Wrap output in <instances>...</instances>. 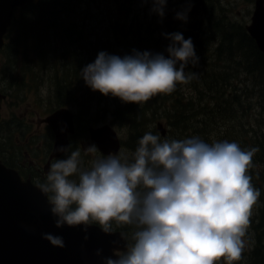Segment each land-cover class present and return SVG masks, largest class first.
<instances>
[{"label": "clouds", "instance_id": "1", "mask_svg": "<svg viewBox=\"0 0 264 264\" xmlns=\"http://www.w3.org/2000/svg\"><path fill=\"white\" fill-rule=\"evenodd\" d=\"M152 2L163 16L167 0ZM178 19L186 21V13ZM169 38L170 58L136 52L121 59L101 52L81 76L93 91L125 103L171 94L177 84L196 78L185 68L198 57L190 38L180 33ZM69 149H59L69 153L67 158L53 159L38 187L58 217L57 227L95 223L111 233L114 223L134 226L127 251L107 264H239L243 259L261 195L249 174L258 147L209 144L199 137L168 140L146 132L131 159L110 154L91 160L88 168L80 149ZM98 151L93 144L85 155ZM45 239L64 246L62 238L49 234Z\"/></svg>", "mask_w": 264, "mask_h": 264}, {"label": "trees", "instance_id": "2", "mask_svg": "<svg viewBox=\"0 0 264 264\" xmlns=\"http://www.w3.org/2000/svg\"><path fill=\"white\" fill-rule=\"evenodd\" d=\"M132 4L133 0H39L18 8L8 42L1 52L13 67L22 61L20 77L14 76L10 85L18 82L26 85L29 77L33 83L44 81L49 75L47 81L51 83L52 105L56 106L55 109L71 106L75 114L77 131L72 136L71 148L84 123L89 121L86 117L93 119L90 122L96 121L91 112L97 106H100L97 114L107 111L112 115L111 124L126 128V145L133 150L146 132L162 137L157 127H151V123L160 119L161 115L165 116L173 132L178 131L181 135L193 132L195 137H204L206 143H209L207 134L215 132V118L222 115L223 120L232 121V130L229 128L219 135L232 139L242 149L259 148L249 174L254 187L261 193L257 203L260 215L258 223L253 224V247L244 253L248 264H264V119H259L256 114V119H251L253 109H260V114L264 115V53L245 25L230 20L226 11L231 8L225 9L221 0H176L164 11V26L157 23L156 16L148 17L151 20L147 21L138 19ZM101 6L108 18L105 22L100 18L98 22L101 26L96 24L91 28L87 22L99 15ZM219 9L222 16L216 17ZM185 13L186 21L178 19L179 14ZM163 27L170 34L183 32L185 40H192L198 63L193 65L189 61L185 71H199L202 74L199 81L207 87L196 91L190 100L186 101L184 95L178 92H183L181 87L178 88L182 84H177L171 94L154 96L148 102L139 104L125 103L112 95L105 96L85 83L82 70L94 63L101 52L123 58L136 52L162 54L170 58L167 51L170 45L154 37L155 31L161 32ZM38 68L44 73H40L42 78L37 73ZM241 73L251 77L252 88L249 83L243 87L234 85L233 78ZM205 90L207 94L203 93ZM204 99L207 103L202 105ZM164 102L169 104L166 111H162ZM3 123L7 126H2ZM12 124L13 120L0 122V134L1 127H8V134L0 140V155L7 165L18 167L22 173L38 176V167L22 164L9 151ZM18 125L22 123L18 122ZM16 138L14 132L15 143ZM20 147L25 154V147ZM4 150L9 152L10 158L4 157Z\"/></svg>", "mask_w": 264, "mask_h": 264}, {"label": "water", "instance_id": "3", "mask_svg": "<svg viewBox=\"0 0 264 264\" xmlns=\"http://www.w3.org/2000/svg\"><path fill=\"white\" fill-rule=\"evenodd\" d=\"M39 0H0V49L5 33L11 26L17 7ZM246 29L264 52V0H255L251 23ZM6 95L0 91V115ZM75 114L69 107H61L44 118L54 132V145L45 165L48 171L53 159L69 149L70 134L76 132ZM158 129L166 134L163 122ZM91 139L104 155L118 154L121 139L114 126H90ZM31 177L23 179L15 168L0 158V264H107L118 259L116 250L127 251L128 239L124 231L105 233L99 224L57 227L58 217L52 212L48 197ZM62 238L64 246H54L46 235ZM124 234V236H123Z\"/></svg>", "mask_w": 264, "mask_h": 264}, {"label": "rangeland", "instance_id": "4", "mask_svg": "<svg viewBox=\"0 0 264 264\" xmlns=\"http://www.w3.org/2000/svg\"><path fill=\"white\" fill-rule=\"evenodd\" d=\"M176 0H167V4L163 9V12L165 9H168L172 4H174ZM221 5L225 9L231 8L229 11H226L228 17L230 20H236L239 21L240 24L245 25L250 21L251 13L254 9V0H221ZM132 7L134 8V15L140 19L141 21H147L151 20V18L156 16L157 23H162L164 26V16H161L157 11L154 9L157 7L152 0H133ZM100 13L97 17V19H92L88 21V25L91 28L96 27V24L101 26L99 24V19H104V22L108 18L107 14L103 11V6L100 8ZM213 10V8H212ZM103 11V12H102ZM218 14H216V17H221L222 10H217ZM202 15H200L201 17ZM204 17V16H203ZM62 18L64 19V16L62 15ZM157 28V27H156ZM159 28V26H158ZM182 34L183 32H177ZM92 34H95L94 31H92ZM173 33H169L168 30L163 27V30L159 32L158 30L155 31L154 37L160 39L163 41L165 45H171L172 41L169 38ZM123 59V57H120ZM22 61L17 64L15 67H13V64L5 60L4 55L1 54L0 57V90L7 94V98L3 101L2 104V112H1V119L2 121H10L13 120L12 124V132L11 133V147L9 151H12L14 153V156L18 159V161L22 162V164H26L28 167H30V162L33 160L36 163L35 167H38V178H43L46 180V175L43 176L42 173H44V164L46 163V159L49 158L51 153V148L53 145V133L48 130L47 123L44 122V118L48 116L55 108L52 105L53 98L51 97V83H49L47 80L49 75H47L46 79L43 80H36V82H32L30 80V77L28 78L26 85L22 84L21 82H18L20 85L18 88V84L16 85H10V82L12 81V78L20 77V73L23 70L20 69ZM204 67H202L203 69ZM206 70V68H204ZM202 72V71H201ZM37 73H41L44 75L42 69L38 68ZM40 74V78L41 77ZM195 74H197L196 78L193 79L188 84H182L178 88L181 89L179 93L184 95L186 98V101L190 100L192 96L196 95V91L199 89L206 88L207 86H204L199 79L201 77V73L199 71H195ZM47 81V82H45ZM251 77H248L241 73L238 75V77L233 78V83L236 87H243L246 83H249V87L251 86ZM11 86L13 88H11ZM204 94H207L208 91H204ZM200 97V96H199ZM120 99V98H119ZM121 100V99H120ZM255 102V99H253ZM164 108H162V111H166L168 107V102H164ZM207 103V99H204L201 103L202 105H205ZM104 106V105H102ZM258 106V105H257ZM72 108L71 106H69ZM100 106L94 107L92 110V117L97 118L95 122H90L93 120L90 117H86L90 124L87 122L84 123L83 127L80 130V133L75 137L74 140V146L70 148L69 152L72 150H76L77 148L80 149L82 159L84 161V167L88 168L90 167V161L97 158H103L107 157L98 148L95 141H93L90 137V133L88 131L90 126H99L103 125L106 122L111 121L112 115L111 113H107V111H104L102 114H97L96 110ZM253 116L251 117L252 121L256 119L255 114L259 119H264V115L260 114V109H253L251 111ZM162 114H165L163 112ZM104 117V118H103ZM221 117V118H219ZM219 117L215 118L214 121H217V126L215 129V132H211L210 134H207L206 139L208 140L209 144L218 142V141H228L232 142V139H225L222 138L219 134L223 131H226L227 129L231 128L232 130V121H225L223 120L224 117L222 115H219ZM226 119V118H225ZM164 122V128H168V133L165 137H161V139H168V140H184L188 138H192L196 136V133L189 132L185 134H180L178 131L173 132L172 127L169 125V122L165 119V116H160V119L156 120L155 122L151 123V127H157L158 122ZM15 122V123H14ZM18 122H21L22 125H18ZM225 122V123H224ZM111 124V122H109ZM227 124V125H226ZM7 126V123H3L2 126ZM114 127L117 129L118 134L123 142V147L121 148L120 154L127 156L129 159L132 158L135 150L130 147V145H126V142L128 141V131H126V128L119 127L118 125L113 124ZM221 125H223L221 127ZM224 125H226L224 127ZM17 128V129H16ZM221 128V129H220ZM8 127L5 129L1 127V134H0V140L2 139L3 135L8 134L7 131ZM16 129V130H15ZM264 131V130H263ZM14 132L17 136L16 143H18L20 146L25 147V154L23 153V148L18 146L14 142ZM159 132V131H158ZM160 133V132H159ZM204 137H201V140H203ZM73 142V138H72ZM128 143V142H127ZM28 144V145H26ZM95 145L98 148V152L93 156L91 154L85 155V149H87L91 145ZM49 146L51 148L49 149ZM49 149V150H48ZM27 152V153H26ZM1 153V152H0ZM4 154V157L10 158V154L7 150L2 151ZM69 153H66L59 159H66L67 155ZM34 167V168H35ZM48 172V171H46ZM40 176V177H39ZM75 179V177H74ZM260 215L259 209L257 205L255 206L253 210V215L251 217V225L248 230V235L251 238L249 242V247L246 249L247 251L252 248L253 242L255 240V231L253 224L258 223V217ZM264 224V220H263ZM123 226L124 229L127 230V232L130 235V240L132 243V233L135 231L134 226L132 225H116L113 224V227ZM121 227V228H123ZM252 246V247H251ZM245 254H243V259L239 262V264H248V261H246ZM221 264H224L223 261H221Z\"/></svg>", "mask_w": 264, "mask_h": 264}, {"label": "flooded vegetation", "instance_id": "5", "mask_svg": "<svg viewBox=\"0 0 264 264\" xmlns=\"http://www.w3.org/2000/svg\"><path fill=\"white\" fill-rule=\"evenodd\" d=\"M31 163L34 164L35 162L32 161Z\"/></svg>", "mask_w": 264, "mask_h": 264}, {"label": "bare ground", "instance_id": "6", "mask_svg": "<svg viewBox=\"0 0 264 264\" xmlns=\"http://www.w3.org/2000/svg\"><path fill=\"white\" fill-rule=\"evenodd\" d=\"M264 53V52H263Z\"/></svg>", "mask_w": 264, "mask_h": 264}]
</instances>
